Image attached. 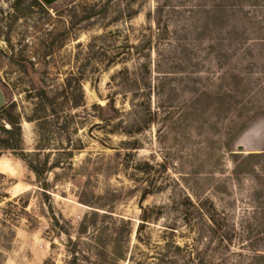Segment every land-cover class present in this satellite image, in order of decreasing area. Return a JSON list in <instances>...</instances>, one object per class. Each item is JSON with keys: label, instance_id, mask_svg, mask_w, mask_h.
I'll return each instance as SVG.
<instances>
[{"label": "rangeland", "instance_id": "obj_1", "mask_svg": "<svg viewBox=\"0 0 264 264\" xmlns=\"http://www.w3.org/2000/svg\"><path fill=\"white\" fill-rule=\"evenodd\" d=\"M0 89V264H264V0H0Z\"/></svg>", "mask_w": 264, "mask_h": 264}, {"label": "water", "instance_id": "obj_2", "mask_svg": "<svg viewBox=\"0 0 264 264\" xmlns=\"http://www.w3.org/2000/svg\"><path fill=\"white\" fill-rule=\"evenodd\" d=\"M56 1H58V0H43V2L47 5H51L52 3L56 2ZM4 103H5V96H4V93L2 92V90L0 89V110L3 108ZM238 147L241 148V146H238Z\"/></svg>", "mask_w": 264, "mask_h": 264}, {"label": "trees", "instance_id": "obj_3", "mask_svg": "<svg viewBox=\"0 0 264 264\" xmlns=\"http://www.w3.org/2000/svg\"><path fill=\"white\" fill-rule=\"evenodd\" d=\"M3 111H5V109L4 108H2L1 110H0V113H2ZM10 132H12V131H10ZM13 133V132H12ZM8 145V147L10 146L9 144H7Z\"/></svg>", "mask_w": 264, "mask_h": 264}]
</instances>
